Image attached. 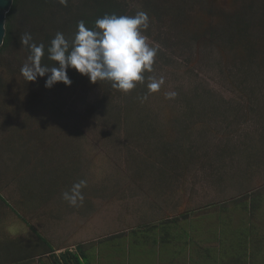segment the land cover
I'll list each match as a JSON object with an SVG mask.
<instances>
[{
	"label": "rangeland",
	"instance_id": "374dc122",
	"mask_svg": "<svg viewBox=\"0 0 264 264\" xmlns=\"http://www.w3.org/2000/svg\"><path fill=\"white\" fill-rule=\"evenodd\" d=\"M249 1L254 11L243 14V34L256 43L247 47L237 34L229 42L207 32L227 30V14L247 0H124L130 11L147 12L143 34L158 46L153 71L128 93L87 77L32 97L20 72L25 53L3 50L0 259L21 252L31 253L22 264H50L41 235L56 254L94 242L93 264H188L201 245L224 260L235 242L216 238L219 214L248 239L238 264H264L255 261L264 255V0ZM153 77L164 81L156 92L147 87ZM80 180L83 201L71 205L62 193ZM252 194L260 196L253 214L227 210ZM174 217L176 235L163 243L161 227ZM182 231L198 238L192 250Z\"/></svg>",
	"mask_w": 264,
	"mask_h": 264
},
{
	"label": "trees",
	"instance_id": "16d2710c",
	"mask_svg": "<svg viewBox=\"0 0 264 264\" xmlns=\"http://www.w3.org/2000/svg\"><path fill=\"white\" fill-rule=\"evenodd\" d=\"M123 1L124 0H68L67 5L65 6L60 4L58 0H12V5L5 16V36L3 38V43L0 46V64L2 62L1 58L3 50H7L12 45L22 50L26 55L25 60L27 59V56L29 55V50L25 46L20 44L19 38L25 32H28L31 33L34 42H36L37 44L43 43L45 45V56L42 59L41 63L50 67L53 66L56 62L47 58V48L50 46V42L57 32L63 33L66 39L71 40L77 31V23L79 21H84L86 27L88 28H94L95 21L98 18L103 17L105 14L115 13L116 15H134L136 12L130 11L124 5ZM245 3H247V5L241 7L239 9L240 11L238 10L235 13L227 14V18H225V22H227L228 25L226 28L227 30H225V26L221 27V29L219 30H214L213 28H211L209 31H207L208 35L212 38L217 39L227 36V39L229 40V42H231L234 40L235 34H237L238 36L236 37L241 41L244 40L245 45H247V47L249 45H252V43H256V41L251 42L249 36L243 34V32H245L246 30V26L243 21V14L251 13L254 11V2L247 0V2ZM143 4L147 5V2L144 1ZM152 6L154 7L153 9H155L156 6L154 4H152ZM48 11L49 13L46 15V12ZM17 18L18 31L16 33L11 23L15 19L17 21ZM33 23L37 24V28ZM219 31H223L225 33H217ZM254 48L255 47L251 48L250 53H248L249 57L255 56L254 54H252ZM66 71L68 77L72 81L70 87H74L81 84L87 78L86 75L80 74L77 70H75V68L70 67ZM49 74H46L44 77H37L36 81H26L23 77L22 80L24 83L23 86L25 89V93L32 97H35L37 93L41 94L42 92L48 89H52V91H55L56 88L59 89L62 87H69L66 86L63 82H56L53 87L46 88L44 84L45 80L47 79V75ZM3 90L4 85L3 81H1L0 76V92H2ZM195 99V96L193 98H190L186 105L191 114L195 111ZM92 110H94V107H92ZM176 149L180 151L183 150L185 152L184 155L189 153L186 147H183L182 145H178ZM163 150L166 151L167 147H164ZM0 199L6 202L3 197H0ZM258 202H260V196L252 194L248 201L243 198H239L238 201L236 200L233 204L234 206H231L232 210L234 211L230 210V205L225 206L230 213L234 212L239 213V215H242V211L246 212L249 209V213L253 214L255 208H257L258 206ZM187 215L189 214H184L180 216L185 218L187 217ZM219 218L221 219V222L213 225L212 227L218 230V233L215 234V236L217 235V239L220 238L221 241L227 239L229 243L235 242V244L230 247V250L233 249L232 251L234 252L231 254V257L228 258L231 260L226 261L227 259H225L219 261L217 256L213 257L212 259V250L201 244V246L199 245V249L196 247L197 249L192 251L191 258L195 255L194 258H198L199 260L203 259L205 261V264H207L206 259L209 262L208 264H238L240 263L242 258L245 259L246 254L248 255V252L244 250V247L246 248L245 243L248 241V239L245 236L243 230L234 228L233 226L236 225L232 226V224L229 223L232 222V219L230 217H226L225 220L222 216L219 215ZM178 221L179 219L174 217L167 219L164 222V226L161 227L163 233H160V237L162 240L165 239V241H168V239H174L176 235L174 233V226H177L179 224ZM34 232L36 231L34 230ZM182 232L186 236V239L188 238L191 239L192 242H197L198 238L195 237V234H186L184 233V231ZM226 232L229 233L230 237H226L223 239L224 233L226 234ZM231 233L233 234L232 236ZM113 237L116 236H112L111 238ZM39 240L41 241L42 245L46 246L47 248L42 253H49L50 264H93L91 261V256L94 254V242H91L90 244H88L87 242L78 243L75 245L74 250L66 248L65 250L60 251L58 254H56L50 242L46 238L39 235ZM189 242V240L184 241L182 245H188ZM195 245L197 246L198 244L195 243ZM247 248L249 249V246H247ZM226 249H228L226 244L224 245V247L223 245H220V250L226 251ZM220 250L217 249V253ZM250 251L253 252V248ZM30 255V253H27L25 256H18L17 259L23 261L26 260V258H28ZM24 262L25 261L21 262V264Z\"/></svg>",
	"mask_w": 264,
	"mask_h": 264
},
{
	"label": "clouds",
	"instance_id": "9594fccd",
	"mask_svg": "<svg viewBox=\"0 0 264 264\" xmlns=\"http://www.w3.org/2000/svg\"><path fill=\"white\" fill-rule=\"evenodd\" d=\"M67 5L68 0H58ZM150 18L147 12L138 10L134 15L105 14L95 21L94 28L86 27L84 21L77 23V31L71 40L57 32L47 48L48 59L55 61L53 66L42 64L45 45L33 41L31 33L25 32L19 42L29 50V55L20 72L26 81H36L44 77V86L51 88L56 82L70 86L72 81L67 75L68 68H75L86 75L90 82L109 81L111 86L128 93L137 83H144L145 72L153 71L158 46L148 42L143 34L149 28ZM58 63V66H57ZM147 87L156 92L163 84V78H149ZM175 92L167 93L174 98ZM86 181L74 183L68 191L62 193L63 199L71 205L83 201L81 189Z\"/></svg>",
	"mask_w": 264,
	"mask_h": 264
},
{
	"label": "flooded vegetation",
	"instance_id": "af4514ba",
	"mask_svg": "<svg viewBox=\"0 0 264 264\" xmlns=\"http://www.w3.org/2000/svg\"><path fill=\"white\" fill-rule=\"evenodd\" d=\"M250 211L248 210V214L250 215V213H249ZM244 213H246V212H244L243 211V216H246V214H244ZM220 216H222V215H220ZM179 217V216H178ZM218 220L220 219L219 218V214H218ZM251 222V221H250ZM184 239H186V238H182V240H184ZM152 240V238H149V241H151ZM190 241L189 242V246H190V248H191V250L193 249V247H191V242H192V240L191 239H188L187 238V240H184V241ZM170 241H172V240H170V239H168V241H165V243H169ZM184 241H182V243H184ZM145 242H148L147 240L145 241ZM162 242H163V240H162ZM193 242H195V241H193ZM164 243V242H163ZM259 243H257V245H258ZM187 245V246H188ZM193 251V250H192ZM47 258H49V253L47 254V253H45L44 254ZM228 255V258H230L231 257V254H227ZM190 256H192V254L190 253ZM103 257V256H102ZM195 257V255L192 257V258H189V261H188V264H205V261L203 260V259H201V260H199L198 258H194ZM227 258V260L226 261H229V260H231V259H228ZM103 260L105 261V259L103 258ZM192 260V261H191ZM225 260V259H224ZM260 260H264V255H261L260 256V258L259 257H257L256 259H255V261L256 262H259ZM219 261H220V259H219ZM206 263L208 264L209 262H208V260L206 259ZM232 264V263H231Z\"/></svg>",
	"mask_w": 264,
	"mask_h": 264
},
{
	"label": "water",
	"instance_id": "95a60500",
	"mask_svg": "<svg viewBox=\"0 0 264 264\" xmlns=\"http://www.w3.org/2000/svg\"><path fill=\"white\" fill-rule=\"evenodd\" d=\"M12 5V0H0V46L5 36V16Z\"/></svg>",
	"mask_w": 264,
	"mask_h": 264
},
{
	"label": "crops",
	"instance_id": "0c3cea01",
	"mask_svg": "<svg viewBox=\"0 0 264 264\" xmlns=\"http://www.w3.org/2000/svg\"><path fill=\"white\" fill-rule=\"evenodd\" d=\"M156 238H152V240H155ZM155 241H157V239L155 240ZM11 248H8V250L7 251H9V252H11V250H10ZM5 250H6V247H5ZM5 251L4 250H0V254L2 253H4ZM43 252V251H42ZM41 252V254H45V253H42ZM15 253V252H14ZM31 254V253H30ZM48 254V253H47ZM19 256H23L22 255V253L20 252L19 253ZM2 257V255L0 256V258ZM6 259H0V264H18V256L16 257V255H15V259L13 258V260L12 261H10V262H8V260H9V258H10V255L9 254H6L5 256H4ZM48 259V258H47ZM13 262V263H12ZM26 262V261H25ZM37 262L39 263V261L37 260ZM42 264H44V262L42 263Z\"/></svg>",
	"mask_w": 264,
	"mask_h": 264
}]
</instances>
